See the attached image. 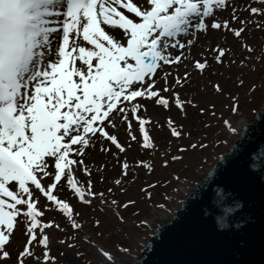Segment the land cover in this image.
<instances>
[{
    "label": "snow or ice",
    "instance_id": "snow-or-ice-1",
    "mask_svg": "<svg viewBox=\"0 0 264 264\" xmlns=\"http://www.w3.org/2000/svg\"><path fill=\"white\" fill-rule=\"evenodd\" d=\"M255 32L264 0H0V264H131L127 241L148 250L178 209L204 215L206 201L222 228L233 213L264 223V169L245 165L259 209L213 190L244 158L230 138L264 125Z\"/></svg>",
    "mask_w": 264,
    "mask_h": 264
},
{
    "label": "water",
    "instance_id": "water-1",
    "mask_svg": "<svg viewBox=\"0 0 264 264\" xmlns=\"http://www.w3.org/2000/svg\"><path fill=\"white\" fill-rule=\"evenodd\" d=\"M244 133L240 138L244 141V158L232 163L231 186L226 190L222 184L213 185V190L223 199L242 190L249 198L248 207L259 209L260 182L247 176L245 165L257 174L264 169V125L250 124ZM225 166L226 163L221 165ZM202 210L204 215L197 205L181 208L172 223L164 225L171 231L151 238L137 264H264V223L258 219L259 211L250 215L237 209L244 219L233 213L229 230L219 226L227 223V218L222 219L211 201H206ZM249 224L254 227L249 228Z\"/></svg>",
    "mask_w": 264,
    "mask_h": 264
},
{
    "label": "rangeland",
    "instance_id": "rangeland-1",
    "mask_svg": "<svg viewBox=\"0 0 264 264\" xmlns=\"http://www.w3.org/2000/svg\"><path fill=\"white\" fill-rule=\"evenodd\" d=\"M264 40V34L260 33V32H255L253 33V36H252V42L254 43H260V41ZM251 66V65H249ZM258 68V71H259V65L257 66ZM233 71H238V69H233ZM244 71H247V69H244ZM255 74H252V73H249V77L250 78H254ZM249 121H251V118L249 117ZM213 123H215V121H213ZM153 134L157 137V140H160L161 136L163 135L162 133H157L155 132V130H153ZM235 137H231L230 139H234ZM133 147L135 148V145H133ZM220 147H222V150H227V146H224V145H221ZM217 149V148H216ZM216 149H213L211 146L209 147V150L208 152H211V156H212V159L214 160V156L215 155H218V153L216 152ZM214 152V153H213ZM207 155H210V154H207ZM188 165H189V168H188V178L189 179H192L193 182H194V179H195V169L197 167V161L195 159H187L186 158V161H185ZM190 162V163H189ZM111 167V166H110ZM175 167L179 170L182 166L181 165H175ZM203 172H200L199 173V176H203ZM107 175H115V169H113L110 173H107ZM156 176H162V175H166V174H162L160 173L159 169H157L156 173H155ZM184 178V177H183ZM95 179V178H94ZM130 191L134 194L136 189L135 187L131 188ZM184 196V193L181 192L180 194H178L177 196V200L179 199H182ZM171 207L173 209H176V204L173 203L171 205ZM154 215L158 216L159 214L158 213H154ZM170 217H163L164 220H167L169 219ZM159 222V221H157ZM87 230V229H86ZM53 235L55 236H62L61 233L59 232H53ZM147 238V237H146ZM117 240H120L121 242H124L125 241V237L124 236H117V235H113L111 237V240L110 241H107V243H111V242H115ZM128 243H131L132 244V247H133V253H132V256L130 258H128L130 261H131V264L136 260V257L139 255L141 249L143 247H137V242L135 239H132L130 241H127ZM92 256V253L89 252V257Z\"/></svg>",
    "mask_w": 264,
    "mask_h": 264
}]
</instances>
